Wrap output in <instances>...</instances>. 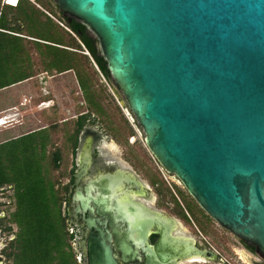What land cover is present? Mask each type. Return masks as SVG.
Listing matches in <instances>:
<instances>
[{
    "label": "water",
    "instance_id": "obj_1",
    "mask_svg": "<svg viewBox=\"0 0 264 264\" xmlns=\"http://www.w3.org/2000/svg\"><path fill=\"white\" fill-rule=\"evenodd\" d=\"M54 1L98 41L160 167L264 260V0ZM88 247L117 264L106 238Z\"/></svg>",
    "mask_w": 264,
    "mask_h": 264
},
{
    "label": "trees",
    "instance_id": "obj_2",
    "mask_svg": "<svg viewBox=\"0 0 264 264\" xmlns=\"http://www.w3.org/2000/svg\"><path fill=\"white\" fill-rule=\"evenodd\" d=\"M37 3L42 9L27 0L17 7L3 6L0 0V91L41 73L73 72L87 106L77 120L83 122L94 114L117 131L94 77L101 79V74L123 98L98 41L84 25L63 17L55 1ZM79 128L74 124V132L64 129V138H75ZM55 129L51 125L0 141V189L11 191V211L0 218V229L13 235L2 252L8 264H77L55 174L60 161Z\"/></svg>",
    "mask_w": 264,
    "mask_h": 264
},
{
    "label": "flooded vegetation",
    "instance_id": "obj_3",
    "mask_svg": "<svg viewBox=\"0 0 264 264\" xmlns=\"http://www.w3.org/2000/svg\"><path fill=\"white\" fill-rule=\"evenodd\" d=\"M84 114L73 123L80 127L76 137L59 146L58 167L62 216L77 264H88L89 240L100 237L117 264H231L226 233L258 255L213 220L174 174L158 163L162 171L134 168L126 157L135 146L131 137L126 151L114 156L113 137L92 116L78 121Z\"/></svg>",
    "mask_w": 264,
    "mask_h": 264
},
{
    "label": "rangeland",
    "instance_id": "obj_4",
    "mask_svg": "<svg viewBox=\"0 0 264 264\" xmlns=\"http://www.w3.org/2000/svg\"><path fill=\"white\" fill-rule=\"evenodd\" d=\"M54 30L58 34L59 30L55 27ZM84 54L86 53L84 52ZM33 56L34 60H36L37 56L35 53ZM94 79L104 97V105L112 113L114 128L116 127L117 129V131H113L106 120L94 114L91 115L98 121L100 128L104 130L105 134L113 137L115 143L113 142L112 145H115V148L112 145L109 147L112 149L111 153L114 156H118L121 150L124 149L123 146L126 145L125 142L129 136L135 146L130 147L133 152H129L126 157L132 162L134 168H137L138 171H162L157 161L146 148L144 135L127 110L124 99L120 98L112 86L109 89L101 79L95 77ZM86 112L87 106L73 72L53 74L51 76L50 73H41L29 80L0 91V117L8 116L9 120L11 119L4 127H0V141L55 125L54 144L59 148L64 139V129L71 132L76 117ZM117 142L124 144L119 147ZM123 165L125 164L123 163ZM55 174L59 176V171L57 170ZM10 195L11 191H2L0 189L1 219H5L7 213L11 211ZM225 237L227 241L225 256L228 262L231 264H238L237 261L239 264L264 263V260L259 255L247 253L233 236L226 233ZM12 238L13 235H8L0 229V264H8L2 252ZM236 253L239 254L240 260L235 255Z\"/></svg>",
    "mask_w": 264,
    "mask_h": 264
},
{
    "label": "built area",
    "instance_id": "obj_5",
    "mask_svg": "<svg viewBox=\"0 0 264 264\" xmlns=\"http://www.w3.org/2000/svg\"><path fill=\"white\" fill-rule=\"evenodd\" d=\"M21 0H15V3L10 2V0H1V4L3 6H9V7H17L19 5ZM30 3L34 4L36 7H38L39 9H42L39 4L37 3L38 0H27ZM49 15V14H48ZM50 16V15H49ZM61 26H63L62 23L58 22ZM64 27V26H63ZM86 54H88L87 52H85ZM96 68V67H95ZM97 69V68H96ZM100 78L103 81V83L109 88L111 89L110 84L104 79V77L100 74Z\"/></svg>",
    "mask_w": 264,
    "mask_h": 264
},
{
    "label": "bare ground",
    "instance_id": "obj_6",
    "mask_svg": "<svg viewBox=\"0 0 264 264\" xmlns=\"http://www.w3.org/2000/svg\"><path fill=\"white\" fill-rule=\"evenodd\" d=\"M10 120L8 116L0 117V127H4Z\"/></svg>",
    "mask_w": 264,
    "mask_h": 264
},
{
    "label": "clouds",
    "instance_id": "obj_7",
    "mask_svg": "<svg viewBox=\"0 0 264 264\" xmlns=\"http://www.w3.org/2000/svg\"><path fill=\"white\" fill-rule=\"evenodd\" d=\"M101 143H103V138H102V140H101ZM104 147L107 148V147H109V145L104 144ZM112 147L115 148V145H112Z\"/></svg>",
    "mask_w": 264,
    "mask_h": 264
},
{
    "label": "snow or ice",
    "instance_id": "obj_8",
    "mask_svg": "<svg viewBox=\"0 0 264 264\" xmlns=\"http://www.w3.org/2000/svg\"><path fill=\"white\" fill-rule=\"evenodd\" d=\"M10 2L15 3V0H10Z\"/></svg>",
    "mask_w": 264,
    "mask_h": 264
}]
</instances>
